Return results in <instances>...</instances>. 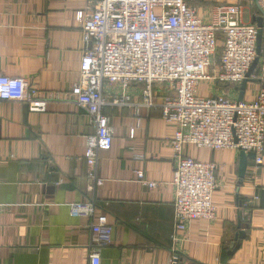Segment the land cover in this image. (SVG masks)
Here are the masks:
<instances>
[{
	"label": "crops",
	"instance_id": "0c3cea01",
	"mask_svg": "<svg viewBox=\"0 0 264 264\" xmlns=\"http://www.w3.org/2000/svg\"><path fill=\"white\" fill-rule=\"evenodd\" d=\"M187 1L204 20L223 4L238 5L243 24L257 27L261 19V56L243 97L252 100L264 90V0ZM84 7L85 0H0V75L26 79L47 100L43 113L22 102H0V264H89V221L69 210L88 202L113 229L100 264H264V156L260 166L248 160L241 179L238 152L185 147L184 155L216 165V215L175 231L173 130L161 120L159 106L141 105L134 88L131 106L103 109L113 143L98 153L96 179L102 184L88 177L85 139L94 129L68 96L78 81L76 14ZM238 89L224 86L215 93L238 101ZM103 92L111 102L119 89L105 85ZM137 170L156 189L139 182ZM239 231L245 238L229 256Z\"/></svg>",
	"mask_w": 264,
	"mask_h": 264
},
{
	"label": "built area",
	"instance_id": "2783aa9c",
	"mask_svg": "<svg viewBox=\"0 0 264 264\" xmlns=\"http://www.w3.org/2000/svg\"><path fill=\"white\" fill-rule=\"evenodd\" d=\"M240 14L238 5L223 4L204 20L187 0H85L76 14L82 51L78 81L68 96L87 113L94 129L85 139L88 177L102 184L96 179L98 153L108 152L113 143L103 109L131 106V89H136L141 105L159 106L161 120L173 130L175 231L184 232L192 222L213 221L216 215V165L184 155L185 147L252 153L255 165L263 164L264 90L240 102L215 93L219 87H239L256 59L259 29L241 23ZM205 84L209 96L199 90ZM105 85L119 89L111 102L105 98ZM7 101L22 102L34 113H43L47 103L26 79L0 75V102ZM134 174L149 190L156 189L157 183L146 181L142 171ZM69 210L89 221L88 262L100 264L101 251L112 244L107 216L98 214L92 202L70 204Z\"/></svg>",
	"mask_w": 264,
	"mask_h": 264
},
{
	"label": "water",
	"instance_id": "95a60500",
	"mask_svg": "<svg viewBox=\"0 0 264 264\" xmlns=\"http://www.w3.org/2000/svg\"><path fill=\"white\" fill-rule=\"evenodd\" d=\"M264 16V14H263ZM258 24L257 27L259 28L258 34H257V40H256V55L257 58L252 63L248 73L245 76V79L242 81V83L239 86V97L238 102L243 100L246 85L249 83V77L251 76L253 69L255 68L257 64L258 57L261 56V37H262V31H261V19L259 18L257 20ZM255 156L252 153L245 154L243 152H239V177L242 179L245 175V171L247 168V161L248 160H254ZM240 229V226L238 227ZM245 238V232L239 231V233L235 237V246L232 251L228 253L229 256H233V254L238 250L239 248V241L243 240Z\"/></svg>",
	"mask_w": 264,
	"mask_h": 264
},
{
	"label": "rangeland",
	"instance_id": "374dc122",
	"mask_svg": "<svg viewBox=\"0 0 264 264\" xmlns=\"http://www.w3.org/2000/svg\"><path fill=\"white\" fill-rule=\"evenodd\" d=\"M208 87H210L209 85H204V87H202V85H200L199 90H201L203 92V96H209L208 94Z\"/></svg>",
	"mask_w": 264,
	"mask_h": 264
},
{
	"label": "trees",
	"instance_id": "16d2710c",
	"mask_svg": "<svg viewBox=\"0 0 264 264\" xmlns=\"http://www.w3.org/2000/svg\"><path fill=\"white\" fill-rule=\"evenodd\" d=\"M94 205H95V203H94ZM96 206V205H95ZM241 208V210L243 209L242 207H240Z\"/></svg>",
	"mask_w": 264,
	"mask_h": 264
}]
</instances>
